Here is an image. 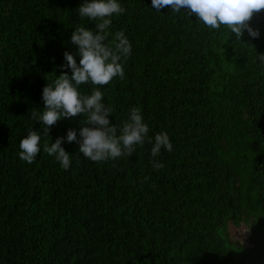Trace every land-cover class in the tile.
<instances>
[{"label": "trees", "instance_id": "obj_1", "mask_svg": "<svg viewBox=\"0 0 264 264\" xmlns=\"http://www.w3.org/2000/svg\"><path fill=\"white\" fill-rule=\"evenodd\" d=\"M85 2L0 0V264H264V10L249 22L259 37L245 30L238 41L187 9L118 0L126 11L110 18L105 43L123 31L131 54L124 78L99 90L118 135L135 107L153 143L93 162L64 142L65 170L43 149L70 128L79 134L81 114L41 133L28 164L19 141L43 131L32 119L43 88L72 74L60 67L66 51L79 64L71 34L98 31L80 18ZM161 132L173 149L153 157Z\"/></svg>", "mask_w": 264, "mask_h": 264}, {"label": "clouds", "instance_id": "obj_2", "mask_svg": "<svg viewBox=\"0 0 264 264\" xmlns=\"http://www.w3.org/2000/svg\"><path fill=\"white\" fill-rule=\"evenodd\" d=\"M153 5L169 6L175 11L181 8L195 14L198 21L212 29L227 26L237 40L244 31L253 38H258L259 30L250 26L255 13L264 10V0H153ZM126 9L121 7L118 0H86L78 8L80 18L95 21L93 31L85 27H77L71 34V42L77 45L80 56L79 64L70 52L64 53L66 63L60 65L62 69L70 68L71 75L66 71L57 75L52 84L42 90L44 108L41 114L33 113V122H39L41 131L32 129L27 136L19 141V159L33 163L41 153V133L49 137V131L62 118L72 119L78 115L87 116L86 121H80L79 134L70 128L66 137H57L55 142L44 146L43 151L53 156L61 167L67 170L70 166V154L62 144L76 143L78 151L93 162L116 160L123 156L131 157L137 145H143L145 140L153 143L148 136L149 127L144 123L140 109L132 108L128 120L123 123L117 134V126L110 122L112 109L104 103V95L99 86L109 84L113 78H124V68L120 63L122 58L131 54V44L123 31L115 34V43L111 46L105 43L111 25L113 14L120 15ZM264 62V53L257 55ZM92 84L91 94L82 95L78 87L82 84ZM83 123V126H81ZM171 152L173 149L167 132L157 133L151 149V155L156 157L161 148ZM162 163L153 161V168L161 169Z\"/></svg>", "mask_w": 264, "mask_h": 264}, {"label": "rangeland", "instance_id": "obj_3", "mask_svg": "<svg viewBox=\"0 0 264 264\" xmlns=\"http://www.w3.org/2000/svg\"><path fill=\"white\" fill-rule=\"evenodd\" d=\"M231 234L234 236H239V237H242L244 236V232H243V228H234V227H231Z\"/></svg>", "mask_w": 264, "mask_h": 264}]
</instances>
